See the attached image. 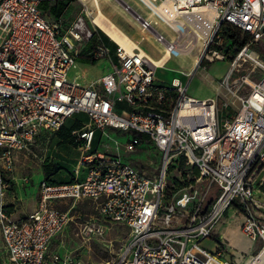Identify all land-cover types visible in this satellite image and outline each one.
Listing matches in <instances>:
<instances>
[{
    "label": "built area",
    "instance_id": "2783aa9c",
    "mask_svg": "<svg viewBox=\"0 0 264 264\" xmlns=\"http://www.w3.org/2000/svg\"><path fill=\"white\" fill-rule=\"evenodd\" d=\"M40 1L0 0V195L16 153L46 132H57L74 113H85L89 122L72 131L81 143L72 182L41 180L37 208L21 218H9L0 203L8 264H84L49 252L70 220L55 206L66 200L89 202L104 221L128 227L130 239L111 264H246L248 259V264H262L264 202L253 196L255 189L264 193V181L260 188L255 184L264 170V72L255 82L247 78L264 70V61L250 48L264 44V0H151L152 6L141 1L154 21L124 3L123 9L161 51L155 56L136 45L125 47L103 33L114 43L117 62H108L96 85L81 84L78 74L72 79L67 75L80 55L90 62L108 55L101 41L88 47L95 31L86 24V10L62 27L44 16ZM222 24L239 30L240 39L246 37L240 48L218 33ZM197 46L196 65L201 59L212 63L230 58L213 99L190 96L189 80L183 84L174 77L162 86L159 83L165 82L155 75L172 58ZM251 52L262 65L249 56ZM245 63L250 65L248 72L233 83V75ZM179 72L190 78V72ZM247 87V94H238ZM221 88L239 102L230 111L232 118L219 116L220 108L230 107L219 99ZM115 101L126 102L130 110L117 114ZM94 130L101 131L99 147L115 153L91 149ZM121 147L125 153L154 148L161 162L152 171L143 170L120 158ZM176 164L187 167V179H178L180 193L166 202L168 168ZM213 184L219 192L208 200ZM229 210L238 215L239 229L254 251L244 261L238 257L242 251L229 252L223 236L213 250L201 244ZM99 230L95 223L84 225L85 234Z\"/></svg>",
    "mask_w": 264,
    "mask_h": 264
},
{
    "label": "rangeland",
    "instance_id": "374dc122",
    "mask_svg": "<svg viewBox=\"0 0 264 264\" xmlns=\"http://www.w3.org/2000/svg\"><path fill=\"white\" fill-rule=\"evenodd\" d=\"M67 1L71 2L67 10L70 14L76 13L78 9L81 8L86 10V24L92 31H95L94 37L88 42V47H90L95 42L101 41L108 49V55H106V57L102 60L95 61L94 64L86 63L82 60V58L79 57L75 58L76 67L75 69L71 68L67 75L70 79H72L73 76L78 74V80L81 84L96 85L99 77L107 71L108 62H117L115 46L112 41L109 40L103 34V32H101L100 29L92 23V17L95 14V7L91 5L90 0ZM125 1L130 4L131 7L143 12L145 15L143 6L140 5L136 0ZM100 4L102 6V11L120 28L134 33L132 35L129 34L133 39L135 36H140V27L138 22L132 17L133 15L131 13H128L123 9L124 3L122 1L100 0ZM96 30L98 32H96ZM141 44L155 56H158L161 51V47L153 44L148 38L141 41ZM250 48H252L258 54V57L264 61L262 57V54L264 55V44L258 43L256 46L252 45ZM199 51L200 48L197 46L191 53L187 55L172 58L169 62H167L165 68L157 69L155 74L156 77L160 81L165 82L163 84H159L162 86L166 85L170 83L174 77H178L183 84L189 80L188 94L190 96L203 98V96L212 94V97L214 98L219 89V82L227 72L230 58L224 59L222 61H214L212 63L208 62L202 67L197 65L194 68L192 64L194 63V58L196 54L199 53ZM249 66V63L242 65L240 72L233 75V83L240 82L242 76L248 72ZM179 70H183L185 72L191 70L190 78L182 75ZM263 72V68L257 69L251 74L249 80L251 82L257 81L263 75ZM248 90L249 87H247L246 90L240 89L238 94H247ZM219 96V99L228 101L230 105V107L225 111L220 108V118H232L230 111L237 109L239 103L238 100L224 88H221L219 91ZM114 110L117 114H120L122 110H130V107L124 101H115ZM88 122L89 119L85 113H74L63 123L64 131L62 136L57 135V133L54 134L46 132L37 140L36 143L28 147L27 150L16 153L13 170L11 173L4 176L2 185L3 190L2 194L0 195L2 210L8 215L9 218L16 219L24 217L37 208L39 199V183L41 180L45 179V176L42 174L43 164L48 162L57 163V167L61 168L60 170L52 173V181L61 183L71 181L73 177L74 166L79 157L77 146L81 144L76 142L75 137L72 135V131L86 126ZM116 131L119 134H122V131ZM61 137H64L65 142L58 146L56 145V142ZM100 138L101 131L94 130V136L91 143L92 150L99 147ZM121 140L123 141L124 139L121 138ZM99 148H101L102 151L104 150L109 153H115V151L110 147L108 149L103 146ZM118 154L121 159L130 161L137 167L146 171L154 170V164L157 163L159 165L161 162V154L154 148L140 149L135 152L125 153L123 147H121ZM188 171L189 170H187V167L182 164H176L175 166H170L168 168L166 180L169 187L166 189L164 196L166 202L175 200L177 193H180L182 184H180L178 179H180V177L183 180L187 179L186 173ZM192 172L194 175L197 174L195 169H192ZM83 176L84 171H81L79 179L82 180ZM255 179V184L258 186V188H260V182L264 181V170L259 171ZM201 185L202 183L196 184L194 186L199 187ZM218 192L219 189L217 185L213 184L207 194L208 200H214L217 197ZM254 192L253 198L259 202H264V193L261 191L256 192V189ZM55 206L60 211H66L70 217V220L68 221L62 234H60L50 245V253L57 252L62 256H72L81 260L84 264H111L116 261L122 249L130 239V231L127 226L120 223L104 221L97 213L94 205L89 202H74L72 200H66L57 202ZM262 213L264 214L263 210ZM224 217L228 218V223L234 222L235 219L237 220L236 229L240 234V236L237 237L242 239L244 245H246V241L249 240L241 233L239 229L240 220L238 215L233 214V212L229 210L227 215ZM223 219L224 218H222V220ZM93 223L100 225V230L94 233L92 232L85 234L84 225L89 226ZM228 223L226 224L220 220L211 231L212 237L202 241V246L208 250H213L214 243L220 236L226 238V233L224 230L225 228L230 227ZM230 230L231 229H229V232ZM227 241L229 247H231L229 252L235 251L236 248L230 245L229 239H227ZM193 242L194 240L188 243L187 246H190ZM251 249L250 243L247 246V249L242 251L243 253H241V255L238 257H241L240 259L243 261L246 260L249 258L250 254L254 253L253 249ZM0 264H8L2 245L1 231Z\"/></svg>",
    "mask_w": 264,
    "mask_h": 264
},
{
    "label": "crops",
    "instance_id": "0c3cea01",
    "mask_svg": "<svg viewBox=\"0 0 264 264\" xmlns=\"http://www.w3.org/2000/svg\"><path fill=\"white\" fill-rule=\"evenodd\" d=\"M70 3L71 2L70 1H67V0H41L39 2V4H38V7L42 11V13L44 14V16L51 23H57V24L61 25L62 27H66V25L68 23H70L71 21H73L74 19H76L79 16L80 11L82 9V8L81 9H78V11L76 13L70 14L67 11L68 10V6H69ZM98 6H99L100 11L102 12V6L100 4V0H98ZM112 22L114 24H116L114 21H112ZM118 28H120V27L118 26ZM120 29L124 33H126L129 37H131L129 34H131V35L134 34V33L128 32L127 30H123L122 28H120ZM124 29H126V28H124ZM96 32H98V31L96 30ZM139 33H140V36H135L134 37L135 40L136 39H140L141 36H144V37L147 36V34L146 35L145 34H142L141 31ZM147 38L151 41V39L148 36H147ZM142 47H143L144 50H147L146 48H144V46H142ZM89 62H87V63H89ZM195 63L192 64L194 68L197 66ZM190 71L191 70H189L187 72H190ZM203 98H213V97H212V94H209V95L203 96ZM54 134H56V132ZM54 134H53V136H54ZM57 142H56V145H58ZM42 174L44 175L43 169H42ZM50 177L52 178V176H50ZM227 219L228 218H224L221 221L227 224L229 222V221H227ZM232 223H228V225H230V227L225 228V230H224V232L226 233L225 236H226L227 239H229V243H230V240L233 239V241H232L233 242L232 247H235L237 250H240V251H245L247 249V246L250 244V241H246V245L240 244L238 242V240L241 241V242H243V241H242V239H239L237 237V236H240L239 231H237V229H236L237 228V226H236L237 225V220L235 219V221L232 222ZM229 229H231L230 232H229ZM2 245H3V243H2Z\"/></svg>",
    "mask_w": 264,
    "mask_h": 264
},
{
    "label": "bare ground",
    "instance_id": "6f19581e",
    "mask_svg": "<svg viewBox=\"0 0 264 264\" xmlns=\"http://www.w3.org/2000/svg\"><path fill=\"white\" fill-rule=\"evenodd\" d=\"M85 1V0H83ZM92 6L95 7V14L92 17V23L95 24L103 33H105L106 35H108L112 40L118 42L119 44L125 46V47H132L134 45L138 46L140 49H143L142 45H141V41L143 39L144 36H141L140 39H132L131 37H129L126 33H124L120 28H118V26L116 24H114L112 22V20L109 19V17L102 11H100L99 6H98V0H90ZM122 1L123 3H127L125 0H119ZM140 5L141 1H143L145 4L152 6V2L151 0H136ZM147 13L146 18L154 21V17L152 12L149 11H145ZM133 17V16H132ZM142 34L146 33L144 31H142L140 29ZM144 50V49H143ZM145 51V50H144ZM249 56L251 58H253L255 61L260 62L259 59L256 58L255 54L253 52L248 53ZM154 62H156L157 60H155V58H151ZM198 57L197 55L194 58V63L197 61ZM262 65V64H261ZM247 81L251 82L249 80V78H247ZM201 99H213V98H201ZM233 239L230 240V245H233ZM238 242L242 245H244L243 242L239 241ZM249 260L246 261V264H248Z\"/></svg>",
    "mask_w": 264,
    "mask_h": 264
},
{
    "label": "trees",
    "instance_id": "16d2710c",
    "mask_svg": "<svg viewBox=\"0 0 264 264\" xmlns=\"http://www.w3.org/2000/svg\"><path fill=\"white\" fill-rule=\"evenodd\" d=\"M218 33L224 38V40L226 42L231 41L232 43L237 44L238 45V48H240L245 43V41H246V37L245 36L243 37V39H240V31L239 30H237V29H235V28H233V27H231V26H229L227 24H222L219 27V29H218ZM262 57L264 59V55L263 54H262ZM79 58H82V60L84 62H86V63L89 62V58H87V57H84V56L80 55ZM89 63L90 64H94L95 61H92V62H89ZM206 63H208L206 60L201 59V61H199V63H198V66L202 67ZM63 131H64V126L62 125L61 127H59V129L57 130L56 133H57V135L62 136L63 135ZM135 135L137 137H139V138H143L142 135H140V134H135ZM64 142H65L64 137H61L59 139V141L57 142V144L60 145V144H62ZM57 166H58L57 163H51V162H48L46 164H43L42 169H43L44 176H45V179L44 180H46L50 184H55V183L56 184H58V183L63 184L61 182H54V181L51 180V177L50 176L52 175V173H54L57 170H60L61 169V168H58ZM72 180H73V177H72V179H71L70 182H72ZM70 182H64V183H70Z\"/></svg>",
    "mask_w": 264,
    "mask_h": 264
},
{
    "label": "water",
    "instance_id": "95a60500",
    "mask_svg": "<svg viewBox=\"0 0 264 264\" xmlns=\"http://www.w3.org/2000/svg\"><path fill=\"white\" fill-rule=\"evenodd\" d=\"M262 264H264V261L262 262Z\"/></svg>",
    "mask_w": 264,
    "mask_h": 264
}]
</instances>
